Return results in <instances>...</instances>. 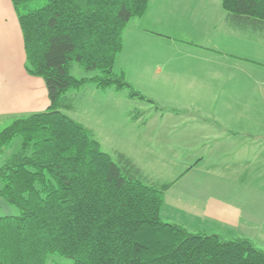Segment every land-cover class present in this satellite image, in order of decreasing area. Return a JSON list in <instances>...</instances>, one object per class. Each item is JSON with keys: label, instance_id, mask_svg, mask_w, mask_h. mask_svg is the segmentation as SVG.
<instances>
[{"label": "trees", "instance_id": "obj_1", "mask_svg": "<svg viewBox=\"0 0 264 264\" xmlns=\"http://www.w3.org/2000/svg\"><path fill=\"white\" fill-rule=\"evenodd\" d=\"M12 3L26 70L44 79L50 105L0 130V155L21 137L0 167V197L17 209L0 215V264H47L53 255L74 264H264V250L248 238L191 232L162 218L174 182L152 184L126 156L114 160L63 111L66 92L88 82L147 99L114 65L126 25L144 15L149 0ZM222 6L239 23L264 25V0H222ZM72 62L95 74L72 76Z\"/></svg>", "mask_w": 264, "mask_h": 264}, {"label": "crops", "instance_id": "obj_2", "mask_svg": "<svg viewBox=\"0 0 264 264\" xmlns=\"http://www.w3.org/2000/svg\"><path fill=\"white\" fill-rule=\"evenodd\" d=\"M164 11L167 10H161V14ZM161 14L154 16L156 23L160 21ZM141 18H133L126 25L122 36L124 50L145 44L161 46L164 50L193 51L201 62L199 68L203 82L205 72L208 74L212 64L217 62L229 71L237 69L239 60L244 59L237 55L239 51L253 52L259 56L264 53V25L239 23L226 10L221 22L197 24L200 27V43L197 44L192 40L175 39L150 25H143ZM173 27L169 25V28ZM25 63L26 53L18 15L12 0H0V123H9L15 116L44 111L50 105L44 79L28 73ZM157 71L161 72L162 67L159 66ZM249 72L253 78L255 75L264 81V66L259 65L258 71L249 69ZM119 74L124 75L122 71ZM111 90L125 91L114 87L102 89L93 83L69 89L66 92L69 105L63 111L83 124L80 114L82 107L86 106L85 110L91 112L97 100L106 93H112L108 92ZM127 97L137 99L128 94ZM249 108L254 111L257 106H213L211 110L215 113L221 109L227 113L226 118L222 123L203 121L201 125L206 129L200 138L205 143L213 139L215 143H220L217 148L219 154L214 161L206 160L203 156L195 159L194 163L182 164L179 175L171 181L155 182L145 174L144 166L126 151L117 148L111 152L103 150L114 160L121 155L126 156L152 184L174 182L164 194L162 218L182 224L191 232L248 238L264 250V121L259 122L244 115L242 110ZM137 110L142 114L135 117ZM129 114L132 119H140L145 124V112L139 107L134 106ZM86 127L100 143L94 127ZM11 206L0 197V215L16 214V208L13 210Z\"/></svg>", "mask_w": 264, "mask_h": 264}, {"label": "rangeland", "instance_id": "obj_3", "mask_svg": "<svg viewBox=\"0 0 264 264\" xmlns=\"http://www.w3.org/2000/svg\"><path fill=\"white\" fill-rule=\"evenodd\" d=\"M161 10L167 11L161 14ZM223 12L222 0H149L147 11L140 18L143 25L197 44L200 43L201 23L221 22ZM160 14V21L156 23L154 16ZM169 25L174 27L169 28ZM237 55L244 58L239 60L237 69L229 71L217 62L212 64L208 74L205 72L203 82L201 62L193 51L164 50L161 46L145 44L123 48L116 57L114 71L118 74L122 71L126 81L147 99L132 100L127 97V89L108 91L112 93L98 99L91 112L85 110L86 106L82 107L83 124L94 127L102 149L126 151L144 166L145 174L155 182L171 181L179 175L182 164L194 163L203 156L214 161L219 154L220 143H215V139L205 143L200 138L206 129L201 125L203 121L222 123L226 118L227 113L222 111L224 107L215 113L211 110L213 106L254 104L256 110L241 109L242 112L259 122L264 121V81L255 75L253 78L249 72V69L258 71L259 65L264 66V53L259 56L239 51ZM159 66L161 72L157 71ZM69 71L76 78L95 74L77 62L71 63ZM134 106L145 112L146 125L142 120L130 117L129 112ZM7 123H0V130ZM20 145L21 137H16L0 155V167ZM11 208L15 210V207ZM47 264H74V260L53 255Z\"/></svg>", "mask_w": 264, "mask_h": 264}, {"label": "water", "instance_id": "obj_4", "mask_svg": "<svg viewBox=\"0 0 264 264\" xmlns=\"http://www.w3.org/2000/svg\"><path fill=\"white\" fill-rule=\"evenodd\" d=\"M262 137H264V136H262Z\"/></svg>", "mask_w": 264, "mask_h": 264}]
</instances>
